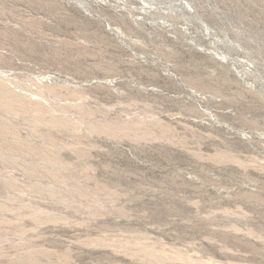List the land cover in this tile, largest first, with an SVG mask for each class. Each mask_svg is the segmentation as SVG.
Listing matches in <instances>:
<instances>
[{"label": "rangeland", "instance_id": "rangeland-1", "mask_svg": "<svg viewBox=\"0 0 264 264\" xmlns=\"http://www.w3.org/2000/svg\"><path fill=\"white\" fill-rule=\"evenodd\" d=\"M0 264H264V0H0Z\"/></svg>", "mask_w": 264, "mask_h": 264}]
</instances>
